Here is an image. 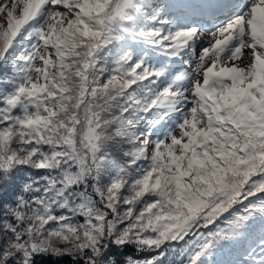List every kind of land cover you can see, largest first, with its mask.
<instances>
[{
	"label": "snow or ice",
	"instance_id": "obj_1",
	"mask_svg": "<svg viewBox=\"0 0 264 264\" xmlns=\"http://www.w3.org/2000/svg\"><path fill=\"white\" fill-rule=\"evenodd\" d=\"M0 264H264V0H0Z\"/></svg>",
	"mask_w": 264,
	"mask_h": 264
}]
</instances>
